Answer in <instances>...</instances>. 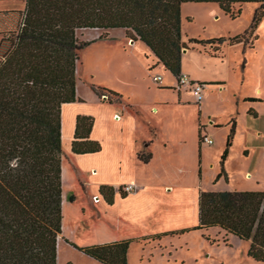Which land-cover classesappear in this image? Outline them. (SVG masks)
Returning <instances> with one entry per match:
<instances>
[{
  "label": "trees",
  "instance_id": "1",
  "mask_svg": "<svg viewBox=\"0 0 264 264\" xmlns=\"http://www.w3.org/2000/svg\"><path fill=\"white\" fill-rule=\"evenodd\" d=\"M186 3H216L232 18L241 14V8L234 11L235 5L257 3L249 28L252 34L264 18V0H25L18 31L0 41V264H58L63 225L62 107L78 100V63L82 52L95 42L80 40L78 32L103 30L99 36L103 40L109 30L123 29L130 41L148 46L158 63L179 80L183 49L187 48L182 40V6ZM226 41L231 46L248 44L242 35L189 40L214 48ZM92 89L100 96L108 94L109 100L121 99L114 91L94 85ZM92 127V117L78 118L74 153L101 150L98 142L89 140ZM235 129L233 119L222 174ZM140 158L149 160L144 155ZM100 193L113 203L112 187L102 186ZM210 228L225 233L219 238L227 246H231L229 235L249 242L248 256L264 263V192H201L196 226L145 240ZM134 241L88 247L67 243L102 264H129Z\"/></svg>",
  "mask_w": 264,
  "mask_h": 264
},
{
  "label": "crops",
  "instance_id": "2",
  "mask_svg": "<svg viewBox=\"0 0 264 264\" xmlns=\"http://www.w3.org/2000/svg\"><path fill=\"white\" fill-rule=\"evenodd\" d=\"M121 30V39L130 46L132 54L127 53L125 45L121 48L113 45L112 42L119 38L111 37L112 30L108 31L107 39L92 37L86 40H95L91 45L102 42L101 50H113L122 57V72L109 73L107 64L105 80H98L96 75L97 85H94L120 94L121 99L112 101L98 95L86 81L91 90L83 94L78 78V100L62 107L63 225L58 252L64 243L75 249L67 241L78 247L126 239L140 243L153 235L192 228L198 224L200 193L213 191L206 188L201 179L205 155L200 141L201 132L210 135L211 126L220 128V124L210 118L209 122L205 121L203 106L211 93L204 90L198 102L188 89H178V80L158 63L150 48L142 50L139 40L130 41ZM188 52L187 49L183 53L182 75L205 83L206 88L223 90L227 83L224 79L202 78L200 72L185 67L184 58ZM154 68L163 69L175 78L156 88L160 92L169 91L171 95L149 96L153 86L150 80L145 81L144 72ZM256 92L259 94L248 97L260 100L251 102L252 106L264 103L262 89ZM250 110L259 117L253 107ZM79 117L93 118L89 140L98 142L100 151L73 152ZM140 155L148 156L149 160L144 162ZM125 184L136 185L137 191L133 194L122 192ZM102 186L114 189L112 204L100 193ZM95 196L99 201H94ZM82 228L88 230L83 237L78 235ZM213 229L218 230L216 238L225 235L220 228ZM228 238L231 244L242 241L233 235Z\"/></svg>",
  "mask_w": 264,
  "mask_h": 264
},
{
  "label": "rangeland",
  "instance_id": "3",
  "mask_svg": "<svg viewBox=\"0 0 264 264\" xmlns=\"http://www.w3.org/2000/svg\"><path fill=\"white\" fill-rule=\"evenodd\" d=\"M258 7L257 3L235 5L234 11L237 12L241 8V14L232 18L216 3H186L182 6V40L187 47L184 49L189 50L184 58L185 67L200 72L202 78L218 77L227 82L223 90L204 88L211 93L209 101L203 106L205 121L209 122L210 118L211 121L220 124L218 125L220 128L211 126L210 136L214 143L202 144L205 158L201 179L206 188L213 190L203 192H264V103L252 106L251 102L254 101L248 100V97L259 94L256 92L258 88L262 89L264 96V18L256 32L253 34L249 32ZM24 9L25 0H0V41L18 31ZM102 33L103 30L86 29L80 30L78 37L86 41L92 37L98 38ZM110 34L111 37L119 38L112 42L113 45H118L119 48L125 45L128 48L127 53H133L126 41L121 39V29L112 30ZM238 35H242L248 44L231 46L226 41L219 48H214V45L202 46L189 42L190 38L228 39ZM255 36L257 38L253 40ZM101 44L102 42H98L91 45L81 54L77 78L81 81L80 92L83 94H87L88 89L91 90V86H87L85 81L97 85L96 75L98 80H105L103 79L104 69H107L105 65L108 64L109 73L114 70L116 73L122 72L120 69L122 57L117 56L112 52L113 50L104 52L101 50ZM138 45L142 50L147 51L148 48L143 42H138ZM218 57L221 59H217ZM158 75L163 78L161 82L154 80ZM144 79L147 83L150 80L153 86L149 96L159 93L171 95L169 91L156 90L159 84L175 81V78L165 70L160 68L147 70L144 72ZM251 107L259 113V117L250 110ZM233 119L236 121V129L224 163L225 174H222L221 162L227 148ZM217 231L212 228L168 235L160 240L149 239L140 243L134 241L130 245L128 262L129 264H264L248 256L249 244L246 241H234L231 246H227L220 238V242L212 243L204 237L205 235L218 240ZM87 232L86 228H82L78 235L83 237ZM58 264L101 263L76 249L69 248L64 243L58 252Z\"/></svg>",
  "mask_w": 264,
  "mask_h": 264
},
{
  "label": "built area",
  "instance_id": "4",
  "mask_svg": "<svg viewBox=\"0 0 264 264\" xmlns=\"http://www.w3.org/2000/svg\"><path fill=\"white\" fill-rule=\"evenodd\" d=\"M162 79L163 78L161 75L154 77L155 82H161ZM177 84H178L177 85L178 89H188L189 91H191L198 102L201 100L204 88L206 86V85H204V83H200V82H196V81L191 80L186 75H181ZM103 97L106 99H109L108 94L103 95ZM200 141L202 144L206 143L208 145H212L214 143L213 138L205 132H201ZM136 191H137V187L134 184H125L122 187V192H124L126 194H133ZM94 201L95 202L99 201L98 196L94 197Z\"/></svg>",
  "mask_w": 264,
  "mask_h": 264
},
{
  "label": "bare ground",
  "instance_id": "5",
  "mask_svg": "<svg viewBox=\"0 0 264 264\" xmlns=\"http://www.w3.org/2000/svg\"><path fill=\"white\" fill-rule=\"evenodd\" d=\"M62 242V241H61ZM59 249L61 250L62 249V245H60Z\"/></svg>",
  "mask_w": 264,
  "mask_h": 264
},
{
  "label": "water",
  "instance_id": "6",
  "mask_svg": "<svg viewBox=\"0 0 264 264\" xmlns=\"http://www.w3.org/2000/svg\"><path fill=\"white\" fill-rule=\"evenodd\" d=\"M186 51H187V49H184V50H183V53H185Z\"/></svg>",
  "mask_w": 264,
  "mask_h": 264
}]
</instances>
